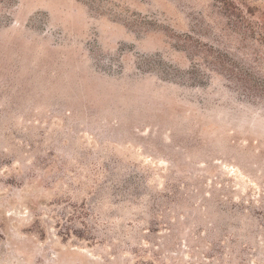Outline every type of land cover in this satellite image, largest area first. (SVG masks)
Listing matches in <instances>:
<instances>
[{"label":"rangeland","instance_id":"rangeland-1","mask_svg":"<svg viewBox=\"0 0 264 264\" xmlns=\"http://www.w3.org/2000/svg\"><path fill=\"white\" fill-rule=\"evenodd\" d=\"M0 264H264V0H0Z\"/></svg>","mask_w":264,"mask_h":264}]
</instances>
